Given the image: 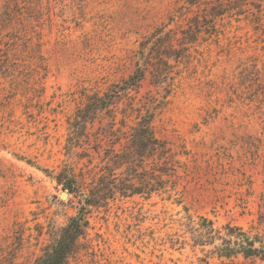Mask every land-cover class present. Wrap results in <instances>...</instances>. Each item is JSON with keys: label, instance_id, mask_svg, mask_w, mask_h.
<instances>
[{"label": "rangeland", "instance_id": "1", "mask_svg": "<svg viewBox=\"0 0 264 264\" xmlns=\"http://www.w3.org/2000/svg\"><path fill=\"white\" fill-rule=\"evenodd\" d=\"M263 92L264 0H0V264H264Z\"/></svg>", "mask_w": 264, "mask_h": 264}, {"label": "trees", "instance_id": "2", "mask_svg": "<svg viewBox=\"0 0 264 264\" xmlns=\"http://www.w3.org/2000/svg\"><path fill=\"white\" fill-rule=\"evenodd\" d=\"M139 71V70H138ZM140 73V72H139ZM134 74L128 80L123 82L124 88L132 89L136 87L137 81L140 75ZM264 93V92H263ZM99 103V108L107 107V105L112 103L108 97L105 99L104 97L97 99ZM152 136H148L147 142L151 143ZM154 140V139H153ZM153 147V146H151ZM56 182L58 184H62V186L70 191L74 189L73 180L71 178H61L56 177ZM101 197L99 194H92L89 197V200L86 199L88 205H97L101 201ZM209 228L206 229V232L203 236L199 235L200 240L202 242H207L208 237L211 239L214 237H220L219 232H214L211 227V222L208 221ZM86 227L87 222L84 220L83 216H78L71 218L69 223L62 227L50 245L46 246L39 257H37L32 264H80V263H72L70 262L77 253L82 243L80 242L81 238L86 236ZM227 232L224 235L225 237H229V240L225 238L222 239L223 243L217 249L218 257H224L230 259L235 256H242L245 260H259L264 263V238L259 235L249 236L246 232H242L239 228L227 227ZM234 238L231 241V238ZM233 244L231 246L230 244Z\"/></svg>", "mask_w": 264, "mask_h": 264}, {"label": "bare ground", "instance_id": "3", "mask_svg": "<svg viewBox=\"0 0 264 264\" xmlns=\"http://www.w3.org/2000/svg\"><path fill=\"white\" fill-rule=\"evenodd\" d=\"M63 195V194H62ZM62 197H65V195H63Z\"/></svg>", "mask_w": 264, "mask_h": 264}]
</instances>
